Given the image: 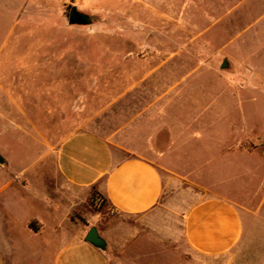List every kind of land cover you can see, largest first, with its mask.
<instances>
[{
	"label": "rangeland",
	"instance_id": "obj_1",
	"mask_svg": "<svg viewBox=\"0 0 264 264\" xmlns=\"http://www.w3.org/2000/svg\"><path fill=\"white\" fill-rule=\"evenodd\" d=\"M71 7L90 17V23L70 24ZM154 51L172 55L166 67L181 63L189 71L171 92L172 100L178 95L180 101L171 106L168 119L173 131L202 132L204 137L186 140L178 154L185 158L182 168L210 162L218 175L225 174L232 197H244L264 212V202L259 207L264 161L254 158H264V0H0V154L9 175H23L42 195L38 199H50L60 227L57 233L50 225L37 236L20 233L22 264L50 262L71 232L92 226L114 256L140 235L171 251L166 263H207L183 248L181 222L177 235H162L157 225L175 226L167 214L148 228L138 217L102 210L97 191L85 193L65 183L55 170L54 154H47V142L82 125L124 91L123 82L142 76L132 74L133 69L158 64L160 59L150 54ZM56 102L59 122L57 114H50ZM19 110L42 137L31 126L25 135L19 132L27 123ZM200 112L215 121L213 128L206 121L189 124ZM236 139H250L245 146L252 155L239 166L230 160L229 167L220 168L214 153L210 160L203 155L236 145ZM203 197L193 179L173 178L163 209L183 211ZM32 205L27 214L50 221L38 200ZM138 249L133 246L129 255Z\"/></svg>",
	"mask_w": 264,
	"mask_h": 264
},
{
	"label": "crops",
	"instance_id": "obj_2",
	"mask_svg": "<svg viewBox=\"0 0 264 264\" xmlns=\"http://www.w3.org/2000/svg\"><path fill=\"white\" fill-rule=\"evenodd\" d=\"M162 52H150L153 58L160 59L158 64H150V70L133 69L132 74L142 76L136 81L123 82L126 86L124 91L96 115L54 143L47 142V154H54L55 170L65 183L85 193L93 190L100 192L118 215L138 217L143 225L150 228L167 214L175 226L157 225L156 229L161 230L162 235L166 232L177 235L176 224L181 222L183 248L206 261V264H264V212L250 207L244 197H232L226 191L229 181L225 174L218 175L210 162L202 160L195 168L181 166L185 158L178 154L183 152L186 140L199 141L204 134L198 132L189 135L188 131L172 130L168 117L171 106L178 105L180 98L176 95L172 100L171 92L189 71L182 69L181 63L166 67L172 55L161 57ZM165 67L166 70L161 73ZM197 67H202V63ZM13 104L19 108L15 102ZM50 112L57 114L59 122L57 102ZM25 120L28 125L19 126V132L25 135L28 126H31L43 136L30 118L26 117ZM205 121L211 128L215 125L214 120H205L201 112L199 117L190 119L189 124ZM249 140L236 139V145H224L217 151L206 150L203 155L206 154V159L210 160V153H214V161L220 162V168L229 167L230 160L239 166L252 157L245 146ZM203 155H200V159H203ZM254 158L264 161L260 156ZM8 166V163L0 166V264H22L20 233L30 231L37 236L49 225L56 233L60 227L54 218L50 199H38L41 194L33 190L23 175H9ZM213 172L217 176L211 177V182L206 181V176ZM173 178L193 179L195 186L204 192V197L183 211L163 209L164 194ZM28 189L31 192L29 195ZM37 200L50 216L49 222L39 213L27 214L28 208H33L32 203ZM262 202L264 200H260L259 207ZM54 207L58 208V205ZM33 220L40 223L37 232L28 226ZM88 230L71 232L70 240L55 257L48 263H40H180H166L164 259L169 260L166 257L172 256L171 251L161 241L150 243L138 239L140 235L119 248V254L114 256L111 248L107 250L106 247L102 251L86 242L84 237ZM133 246L139 247L138 252L129 255ZM185 259H182L183 262ZM32 264L38 263L35 261Z\"/></svg>",
	"mask_w": 264,
	"mask_h": 264
},
{
	"label": "water",
	"instance_id": "obj_3",
	"mask_svg": "<svg viewBox=\"0 0 264 264\" xmlns=\"http://www.w3.org/2000/svg\"><path fill=\"white\" fill-rule=\"evenodd\" d=\"M68 21L70 24H89L91 19L87 15L80 13L75 7H71L68 15ZM226 63L223 64V67H226ZM6 165L5 159L0 154V166ZM85 241L94 246L97 249L102 251L106 250L107 242L100 235L98 229L95 226L90 227L87 231Z\"/></svg>",
	"mask_w": 264,
	"mask_h": 264
},
{
	"label": "trees",
	"instance_id": "obj_4",
	"mask_svg": "<svg viewBox=\"0 0 264 264\" xmlns=\"http://www.w3.org/2000/svg\"><path fill=\"white\" fill-rule=\"evenodd\" d=\"M97 196L100 202V208L102 210H106L107 212L109 209H111V207L109 206L108 200L103 194H101L100 192H97ZM28 226L34 232H37L40 229V223H38L36 220L31 221Z\"/></svg>",
	"mask_w": 264,
	"mask_h": 264
}]
</instances>
